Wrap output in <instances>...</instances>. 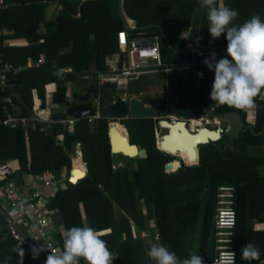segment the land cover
I'll return each instance as SVG.
<instances>
[{
    "label": "trees",
    "instance_id": "trees-1",
    "mask_svg": "<svg viewBox=\"0 0 264 264\" xmlns=\"http://www.w3.org/2000/svg\"><path fill=\"white\" fill-rule=\"evenodd\" d=\"M38 1L43 0H4V6L11 3L22 5L5 8L0 6V31L4 28L14 30L17 36L25 38L28 42L26 46L10 47L13 55L11 61L25 63L29 59L37 61L41 54L46 57L45 64L31 69L35 79L33 86L24 88L23 80L27 73L21 79V82L24 83L23 103L21 104L20 101L18 104L22 107L20 114L26 117L32 116V107L34 106L32 91L37 90L39 96L44 98V87L47 81L54 80L58 83L59 93L54 97L55 103L65 100L64 91L68 87H82L88 83L97 86L93 78L97 72L106 69V56L118 51L116 34L123 28L122 20L120 18L115 20L112 17L108 9L110 7L108 0L87 2L82 6V18L80 19L73 18L69 12L77 15V8L82 0L74 3L69 0H60L66 9L58 17L55 26L49 28L47 33L39 35L37 31L39 24L44 21L47 5L36 4ZM112 1L118 5L117 0ZM168 1L166 4H162V0H125V10L132 19H136L135 17L141 19V17L157 11L155 12L157 16H154L151 24H161L169 43L175 49H185L188 47V43L187 40L181 38V32L187 28L195 6L198 4L193 0H176L177 2L173 4H171V0ZM258 2L262 5L263 0H258ZM167 5L171 8H168ZM177 5L179 8L174 10L173 8H176ZM261 5H250L249 15L246 14V10L245 14L240 11L244 21L253 15H263V18L264 8L259 7ZM94 9L104 10L103 16L96 19L92 12ZM169 9H171L170 15L167 14L169 18H164ZM159 12H163V14L160 15ZM202 12H205L204 16L207 18V9L204 8ZM235 21H241L240 16ZM202 27L206 29V25L202 24ZM141 30L145 31L142 28ZM146 32L153 36H160L164 51L167 43L161 30L152 28ZM93 34L95 36L91 40L90 37ZM6 38L8 36H0V52H4L1 50L4 48ZM224 38L216 39L208 44L210 46H227V41ZM41 39H45V42L35 43ZM66 47H72V50L64 55L59 54ZM170 51L174 53L171 49ZM65 68H72L74 72L64 71L62 75H54L60 69ZM85 71L94 73L84 74L85 77H93L91 81L82 80L81 75ZM45 75H51V77L45 78ZM256 98L258 99L259 95ZM233 109L236 108L222 106L220 112ZM53 116V119H49L56 122L50 123L53 126L49 128L48 133L40 131V128H31L27 133L20 129H0V157L3 160L18 159L26 171L29 169L27 167L29 164L30 171L34 174H41L45 171L58 172L63 167H71L72 152H75L77 143H81L84 149V159L89 165V172L86 178L76 185L68 181L66 188H63L54 197L50 209L52 213H61L67 229L73 226L87 225L98 232L111 230V233L104 234L100 238L107 242L110 251L119 254L113 264H151V260L146 255L148 250L146 240L141 238L137 232L138 230L149 232L151 229L148 221L152 219H155L159 225L164 246L183 259L188 255L186 247L188 241H182L181 238L190 228L194 227L196 230L201 215L200 230L206 246L216 209L217 189L223 184H233L236 187L235 248L238 255L237 264H249L242 260L240 255V250L247 242L259 245L264 254V176L258 170V166L264 165V158L236 154L227 156L224 149L220 147L221 140L200 146L199 165L179 170L175 174H165V166L173 158L157 149L152 127L153 135L150 142L142 144L143 148H147L148 158L142 160L125 157L128 159V163L116 169L111 146L108 145V120L98 121L93 131L88 121L84 119L70 131L57 123V120H60L59 116L66 118V115L55 116L54 114ZM257 120L254 134L264 131V106L260 107ZM123 121L125 120L121 122ZM150 121L153 122V120L140 122L134 120L133 123ZM125 123L127 124V122ZM125 123L124 125H126ZM62 133L65 135V139L61 144L58 142L57 136ZM249 135L252 139L260 138L259 141L264 142V135L256 137L251 132ZM95 137H97V141ZM130 139L133 144H137L133 142L131 136ZM240 141L247 143L248 140L243 137ZM36 152L42 153L44 158L46 156L51 160V164L40 166L32 158ZM177 163L179 166V160ZM194 164H197V161L192 163V165ZM169 172L171 171L169 170ZM127 173H129L130 179L126 178ZM156 174H159V178L167 181L170 190L172 188V199H165L163 195L161 197V184L154 181V178L159 179ZM158 188H160V194L150 192V190L157 191ZM137 189L139 192L136 191ZM143 203L146 205V216L143 211ZM254 218L259 222L253 228L254 222L253 224L250 222ZM132 221L135 226L132 225ZM2 223L5 222L2 220ZM1 227H3V231L6 230L4 224ZM1 239L6 241L0 245L3 264H19V256L15 259L10 257V252L13 251L12 243L8 244L4 235ZM27 258L24 257L23 264H32V261ZM260 262L261 258L252 261L251 264ZM80 264H85L83 258L80 259Z\"/></svg>",
    "mask_w": 264,
    "mask_h": 264
},
{
    "label": "crops",
    "instance_id": "crops-1",
    "mask_svg": "<svg viewBox=\"0 0 264 264\" xmlns=\"http://www.w3.org/2000/svg\"><path fill=\"white\" fill-rule=\"evenodd\" d=\"M54 1H58V2L56 3L53 1H47L48 3H46V2H44V0L36 2V4H46L47 5L45 12H44V21L39 24V30L37 31V33L39 35H43V34L47 33L49 28L55 26V23H56L58 17L66 9V7L63 5V3L60 2V0H54ZM69 1L74 3L75 1H78V0H69ZM82 1L78 5V8H77L78 14L77 15L69 12V14L73 18H78V19L82 18V10H81L82 6H84L87 2H90V1H87L86 3L81 5ZM91 1H99V0H91ZM123 1H124V11L126 13L125 0H123ZM183 1H185V0H183ZM186 1H188V0H186ZM193 1L198 5L195 6V9L193 11V15L191 17V21L188 24L187 28L183 29V31L181 32V38L187 40L188 47H186L185 49H179L178 50V49H175L170 44L172 47L171 48L169 45V41L167 42L165 40L167 43V46H165L166 48L163 51V47H162L163 44H162V42L160 43L161 44V61L165 66H169L171 68V70L165 71V67H152L151 72H148L147 74L141 76L138 80L130 82L127 90L124 91V93L127 94L128 100L131 97H138L139 99H141L146 95V93H148V95H146L147 96V102H144L142 99L141 100L144 103H146L147 105L154 106L155 109L159 112L158 119H152L153 122H151V121L148 122L151 124V127L154 124V122L157 120H160V121L161 120L177 121L176 117L174 118V115L170 111L172 106L180 107V108H189L190 110H192L194 112V113L192 112V114H193L192 118L187 121L188 124L190 125V128L193 125V122H196V123H201L200 126H203L204 128H207L210 130H217L218 128L221 129V132L223 133L222 137L220 140H218L216 142H219L222 140V143H223V141L225 140L224 138L225 137L228 138L226 135H224L225 123L219 121L218 119H214V118L210 117L207 114V111L214 109V114H223L226 112L239 113L241 115L243 121H244V127H243L244 129L242 130L240 136L237 139H229V138L227 139V140H230V142H228L227 147H225V150H227L225 152L226 155L228 156L231 154H235L234 149H238L240 147L247 146V147L251 148L250 151L252 152L251 153L252 156H250V157H252V158H264V142H260L259 141V140H261L260 138H258L257 140L252 139L251 136L249 135L250 132L252 133L253 136L255 135L256 137H260L261 135H264V131L262 133H255L254 134V129L258 123V120H257L258 111L260 110V107L262 108V106H264V90H262V93L259 95V98L255 99V107H253L252 109H248V110L233 109L231 111L220 112V109L222 108V106L214 103L210 99L209 94H210V91L212 88V83H213L215 74H214V71L210 70L208 67H206L205 70L202 69L203 66H201V68H197L196 73L193 74L191 80H185V81H183L182 85L179 86L180 80L182 78L181 74L192 71V69L194 67H199L201 64L204 63V59H206V58H204L205 56H208V58H210V55L208 53H205L206 55H204V56H200L198 54V52H201V51L197 48L194 49L193 46L210 48L212 50L217 49L219 51L218 53H216V54H218L217 56L228 57L227 51H226L227 46H210L208 44L210 42H214L215 39H213L210 36V33L208 31L209 22H208L207 18L204 16L205 12L204 13L202 12V10H204V8H201L199 6L198 0H193ZM117 2H118V0H117ZM167 2H169V1L168 0H162V4H166ZM176 2H177L176 0H171V4L176 3ZM224 3L228 7L235 9L239 12V16H240L241 21H234L233 23L235 25H239V24H242L244 22V18L240 15V11H242L245 14V10H246V14L249 15L250 5H252V6L261 5L258 2V0H224ZM108 4L110 6V7H108V9H109L110 13L112 14V17L115 20H117L119 18L121 19L120 12H119V3H117L118 5H115V2H113L112 0H108ZM9 5L4 6V8L8 7ZM19 5L21 6L22 4H19ZM0 6H1V1H0ZM15 6H17V5H15ZM167 6H168V8H171L169 5H167ZM259 7L264 8V1L262 2V5ZM177 8H179V5H177V7L173 8V9L175 10ZM80 10H81V12H80ZM170 10L171 9H169L165 13L164 18H169ZM92 12L97 19V17L103 16L104 10L94 9V10H92ZM155 12H157V11H155ZM155 12L150 13L148 15H145V17H141V19H139L137 17H135L136 19H132L127 13H126V15H127V17H129V23L134 22V23H136V25L139 28H142L145 31L148 29H152V28H158L161 30V32L163 34L164 33V27L161 24H151L152 20L154 19V16H157ZM168 13H169V15L167 16ZM200 16H201V19H200ZM239 16L237 19H239ZM261 16H263V15H261ZM202 20H204V21L202 22ZM202 24H203V26L206 25V29H204L202 27ZM140 25H142V26H140ZM158 25H161L163 27V31L161 28L157 27ZM122 31H127L131 38L135 37V32L126 30L124 27V24H123ZM119 32H121V31H119ZM119 32H117V34H116L117 40H118V33ZM148 35L153 36V34H151L149 32H148ZM207 35L209 38H207ZM0 36H8V38H6V40L4 41V48L1 50L4 52H0V70L6 69L8 67L13 68V72L9 75V77H10L9 85L11 87H13V89L3 91L2 93H0V115H2L4 113L5 108L7 107L9 112L18 118H28L31 120L34 118H39V119L41 118V121L38 120L36 123L37 128H40V131H45L46 133H48L49 128H51V126H53L52 124H50L46 120L49 118L53 119L54 114H55V116L56 115H66V118H62L59 116L58 119H60V120H68L70 118L77 120V123L75 124V126L78 124V122L86 119L89 123V126L92 128L93 131H94L95 125L98 121L106 119L109 121L108 133H109V128L111 125L120 124L125 129L123 127H120V128H122L123 131L129 135V137L131 136L130 134L132 132L129 131V129L127 128L126 125L121 124L120 120L118 121V120H115L112 118H106L102 114L103 109L113 102L114 95L111 92V90L104 87L105 85H101V83L99 81V79H100L99 76L102 73H106L109 71L110 64L114 65L121 58H124V54H123V52L120 51L119 45H118V51L110 53L106 56V58H105L106 69L104 71L97 72V74H95L94 78L84 76V74H94L93 72L88 73L89 71H85L81 75L82 80H84L85 82H86V80L91 81L92 78L95 79L97 86L95 84L88 83L86 86H82V87H74V88L68 87V88H66V91H64L65 92V98H64L65 100H63L61 103H59V102L55 103L54 97L56 94L59 93L58 92L59 91L58 83L54 80L47 81L46 85L44 87L45 88L44 98L39 96L37 90L32 91L33 99H34V106L32 107V109H33L32 110V116L26 117V116H23L20 114V109L22 107L18 104V102L21 101V104L23 103V90H24V88H26L27 86H33V84H35V79L32 76L33 72L31 71V69L38 68L41 65L45 64L46 57L44 54H41L37 61H33L32 59H29L25 63H15V62L11 61V59H13V55H12V51H11L10 47H12V46H17V47L26 46L28 44L27 40L25 38H20V36H17L15 34L14 30H11L8 28H4L3 30H1ZM94 36H95L94 34L91 35L90 39L92 40ZM224 37H226V34L222 35L220 38H224ZM44 42H45V39H41L35 43L37 44V43H44ZM166 49H168L169 51L171 49L174 52V53H172L170 51L172 54H174L172 56L174 61L167 59ZM71 50H72V47H69V48L66 47V48H63L59 52V54L64 55L66 53H69ZM183 55H186V56H183ZM39 60H42V63L40 65H38V66L35 65L31 68L28 66V65H31L35 62H38ZM180 66H187L188 68L179 70ZM20 67H22L24 69L19 71ZM69 69L71 70V72H69L67 70V68H65L64 71L67 73H73L74 72L72 68H69ZM25 74H26V76L24 77V80H23V82L25 83V87L23 88L24 83L21 82V79ZM27 77H28V79H27ZM50 77H51V75H45V78H50ZM143 80H146V82L142 86H137V84H139ZM184 85L189 90V92L183 91L182 88L184 87ZM88 90H91V92L88 95V99L86 101H84L82 99L86 98L85 96H86ZM179 92H180V95H179ZM80 96L82 98H80ZM185 96H188L187 99L184 98ZM81 104L88 106V107H91V108H94V111H95L94 114H96L97 117L94 118L92 120V122H89V118H90L89 115L85 116L82 119H78V118H75V117H72L69 115L68 112H69L71 107H78ZM243 115H244V117H243ZM129 119H130V121H134V120L139 121V119H141V118H135V117H132L131 115H129L128 118L125 120H129ZM143 120H147V119H143ZM143 120H141V121H143ZM147 121H149V120H147ZM58 125H62L64 127V129L70 130V131H72L73 128L75 127V126L70 127V126L64 125L62 123H58ZM211 126H214V127H211ZM32 127H33V123L30 124V122H29V124L26 126L21 125L17 128H13V127H9V126H0V129H2V128H4V129H20V130H23L25 133H27L30 131V129ZM154 127L155 126H153V128ZM249 127H251V128H249ZM197 128L200 129L199 127H196L195 129H197ZM195 129H193V130H195ZM119 131H121V130H119ZM164 134H166V132L164 130H162L160 127H157V128L155 127L154 137H155V144L156 145H157V137H160ZM243 137L248 140L247 143H243L240 141V139H242ZM57 139H58V142H60L62 144V143H64L65 135L63 133L59 134L57 136ZM108 142H106V143H108V145L111 146L109 134H108ZM216 142H210V143H216ZM146 143H149V142H146ZM210 143H208V144H210ZM78 144H80L82 146L81 143H77L78 148H79ZM208 144H206V145H208ZM81 148H79V150ZM75 149H76V147H75ZM79 150L76 149L77 155H78ZM81 150L84 152V149H81ZM76 151H75V154H76ZM228 151H230L229 154H228ZM242 156H245V155H242ZM247 156H249V155H247ZM78 158H81V157H79V155H78ZM81 159L83 160V162L86 165L87 174H88L89 165L84 159V154H83V157ZM0 161H9L11 163L16 162L17 167H15V168H19V171L22 174L23 173L32 174V172L30 171L31 166L28 164V166H27L29 168L28 171L24 170L21 162L18 159L9 158V159L3 160V158L0 157ZM71 161H72V157H71ZM76 166H78L79 168H82L77 163H75V167ZM71 167L73 169L74 164L72 166V163H71ZM66 168L67 167H63L62 170L66 169ZM258 170H259V173L262 176H264V165L258 166ZM165 171L168 173V171L166 169H165ZM229 185H233V184H229ZM0 187L3 188V186H0ZM236 208H237V197H236ZM144 214L146 216L147 212L146 213L144 212ZM214 215H215V213H214ZM52 217H53L54 222L51 226V229L54 230V232H55V234L53 235L52 238H53V241H55L56 243H59L60 250L62 251L63 250V240H64V236H65V233L67 230V228L65 226V221L63 220L64 218L61 216V213H52ZM255 219L256 218L252 219L251 222L249 221L252 224L254 222L253 228H254V225L259 222V220H257V219L255 220ZM150 221H154L157 224V221L155 219L149 220L148 223H150ZM213 221H214V218H213ZM213 221H212V224H213ZM3 224L6 227V230L3 231V227L0 228V245L6 242L3 239H1L4 235V238L6 240H8V244H9V242L12 243V248H13L14 252L11 250L10 257L12 259H15L19 255L15 250L14 242H13L12 238L10 236H8L9 232H8V227H7L6 223H2V220L0 219V226ZM157 226H158V230L160 233L159 225L157 224ZM263 226H264V223H263ZM211 228H212V226H211ZM210 232H211V229H210ZM6 233H7V235H6ZM101 233H102V235H104L106 233H111V230L102 231ZM199 236H200L202 243H201V250L199 251L198 255L202 256L204 261H206L207 255H208L209 241H208V244L205 246V244L202 240L201 230H200ZM209 238H210V234H209ZM146 243L148 246L147 249H149L151 244H149L147 241H146ZM160 244L164 245V243L162 241L161 233H160ZM257 246L260 250V258H261V262L257 263V264H264L263 251L259 245H257ZM186 257H188V255ZM30 263H31V261H30ZM151 264H153V261H151Z\"/></svg>",
    "mask_w": 264,
    "mask_h": 264
},
{
    "label": "built area",
    "instance_id": "built-area-1",
    "mask_svg": "<svg viewBox=\"0 0 264 264\" xmlns=\"http://www.w3.org/2000/svg\"><path fill=\"white\" fill-rule=\"evenodd\" d=\"M135 37L131 38L127 31L118 33V45L123 52L116 64H110L109 71L99 76L101 85L113 84L119 92L127 90L130 82L138 80L141 76L152 71V67H165V71H170L169 66H165L161 61V38L158 35L149 36L148 32L142 31L136 23H129ZM212 53V52H211ZM211 53H208L211 55ZM204 56V52H198ZM33 63L29 67L40 65ZM187 66H180L179 70L187 69ZM24 68L20 67L19 71ZM13 72L12 67L0 70V93L12 90L9 85V75ZM97 115L90 116L92 122ZM41 118H18L12 115L7 107L0 115V126L17 128L21 125L33 123L34 129L37 128V121ZM49 123L56 122L47 119ZM57 123L74 127L77 120H57ZM31 126V125H30ZM72 169H69L66 177V169L58 172L46 171L42 174L21 173L19 168L11 166L9 161H0V219L8 227V236L14 242L15 250L22 247L25 256L32 261V264H45V260L51 251L60 252L59 243L53 241L54 230L50 204L54 197L72 177ZM216 225V245L215 255L212 261H204L205 264H237L238 255L235 248L236 244V187L234 185L223 184L217 189V202L214 215ZM150 231H141L138 235L149 244L160 243V233L154 221H150ZM39 239V240H36ZM46 244L50 250L39 254L33 259L31 246ZM17 252V251H16ZM0 264H3L0 255ZM155 264V262H153Z\"/></svg>",
    "mask_w": 264,
    "mask_h": 264
},
{
    "label": "clouds",
    "instance_id": "clouds-1",
    "mask_svg": "<svg viewBox=\"0 0 264 264\" xmlns=\"http://www.w3.org/2000/svg\"><path fill=\"white\" fill-rule=\"evenodd\" d=\"M201 8L207 9L208 31L213 39L226 34L227 54L231 57L217 59L212 52L204 63L214 71V80L210 91V99L221 106L248 110L255 107V98L264 90V20L253 15L242 24L233 22L239 12L228 7L224 0H198ZM60 69L54 75H62ZM101 232L90 226H73L66 230L63 250L51 251L45 243L37 247L31 246L33 259L41 252L50 250L45 264H113L119 254L110 251L107 242L100 238ZM39 240V239H36ZM17 253L19 264H23L25 250L19 247ZM146 255L155 264H205L202 256L195 252L181 259L160 243H152ZM241 259L249 262L260 259V250L251 242L240 250ZM11 259V258H9Z\"/></svg>",
    "mask_w": 264,
    "mask_h": 264
},
{
    "label": "water",
    "instance_id": "water-1",
    "mask_svg": "<svg viewBox=\"0 0 264 264\" xmlns=\"http://www.w3.org/2000/svg\"><path fill=\"white\" fill-rule=\"evenodd\" d=\"M0 1H1V6L4 7V0H0ZM87 1H91V0H83L81 5H83ZM44 2L48 3L47 1H44ZM53 2L57 3L58 1H53ZM118 3H119L120 16H121V19H122V22L124 24L125 29L128 31H133V29L131 28V26L129 24V17H127V15L124 11V1L118 0ZM15 5H19V4L11 3L9 6H15ZM80 12H81V10H80ZM157 27L161 28L163 31V27L161 25H158ZM164 38L168 42V39L165 36V34H164ZM169 45H170V43H169ZM170 47H171V45H170ZM193 47L199 49L201 52H204V53H211V52L218 53L219 52L217 49L212 50L210 48H203L200 46H193ZM104 87L111 90V92L114 95L113 102L103 109L102 114L106 118H112V119H115L118 121L119 120L122 121V120L127 119L128 116L131 115L132 117H135V118L158 119L159 112L155 109L154 106L147 105L138 97H131L128 100L127 94L124 92H119L113 84H105ZM90 92H91V90H88V92L85 96L86 98L82 99V100L86 101L88 99V95ZM80 98H82V97L80 96ZM170 111L174 115V117H176L177 121L161 120L159 122L160 128L162 130H164L166 132V134H164L160 137H157L156 147L161 152L169 154L170 156H175L177 159H181V161H183V159L181 157L177 156L178 154H180L179 150L176 151L175 154L167 152L166 150L159 147V140H161L160 144L164 143L166 141V139L172 135V131L174 130V127L177 125L187 126L186 129L189 128V130H190V125L188 124L187 121L190 120L193 116L192 110H190L189 108H180V107L172 106ZM68 113L72 117L82 119L85 116L94 115L95 111H94V108H91V107H88V106L81 104L78 107H71ZM207 114L210 117H212L214 119H218L219 121L225 123L224 135H226L229 139H237L240 136L242 130L244 129L243 128L244 127V121H243V119L239 113L226 112L223 114H214V109H211L210 111H207ZM164 124H167L168 126L164 127L163 126ZM249 128H251V127H249ZM113 129L114 128H112V126H110L109 137H110V144H111V153L113 155V161H114V165H115L116 169L123 166L122 161L119 158L120 155H122L124 157L131 158V159L145 160L148 158L147 148H143L137 144H133L131 142V139H130L128 134L126 135V137H121V139L124 141L125 146L131 152H133V154H123L120 152L119 153L115 152V145L113 142V139H114L113 131L115 132L116 130H113ZM203 130H208L209 133H212L215 135L220 134V137L216 140H214L213 138H210L207 143L199 142L197 145H195V148H194L195 153L192 156L197 160V164L200 162V154H199L200 146L206 145L210 142H216V141L220 140L222 137V132H221L220 128H218L217 130H210V129H202L201 130L198 128L195 130L192 129L190 136L196 137L198 135V131H203ZM179 134H182V132L180 131ZM78 145H79V148H81V145L80 144H78ZM229 152L230 151H228V154H229ZM78 155L81 158L83 157V151L81 149L78 151ZM173 165H174V161L166 164L165 169L167 171H169ZM72 173H74V168L72 170ZM86 176H87V174H86ZM86 176L80 178L77 182H73V178H72L73 175H72V177L69 179V182L73 185H76V184H78L79 181L83 180ZM194 230L195 229L193 227L190 228L189 231L186 233V236H184L181 240L182 241L187 240L192 235ZM138 232L140 233L141 231L138 230ZM215 245H216V225H215V221H213L211 232H210L209 244H208V255H207L208 261H212L214 259Z\"/></svg>",
    "mask_w": 264,
    "mask_h": 264
},
{
    "label": "rangeland",
    "instance_id": "rangeland-1",
    "mask_svg": "<svg viewBox=\"0 0 264 264\" xmlns=\"http://www.w3.org/2000/svg\"><path fill=\"white\" fill-rule=\"evenodd\" d=\"M264 1V0H263ZM159 14L160 15H162L163 14V12H159ZM261 18H262V16L261 15H259ZM160 17H162V16H160ZM262 20H264V17L262 18ZM207 38H209L208 37V35H207ZM225 39V41H227L226 40V37L224 38ZM216 40V39H215ZM166 57H167V59L168 60H173V55L174 54H172L168 49H166ZM206 55V54H205ZM218 55V54H217ZM228 55V54H227ZM222 57H224V56H222ZM222 57H220V56H217V59H219V58H222ZM204 58H208V56H205ZM228 59H231V57L230 56H228L227 57ZM205 60V59H204ZM174 61V60H173ZM177 64V63H176ZM201 66H203L202 67V69H204L205 70V68L206 67H208L205 63H203V64H201L199 67H194L193 69H192V71H190V72H186V73H184V74H181L182 75V78H181V80H180V83H179V86H181L182 85V83H183V81H185V80H191V78H192V76H193V74H195L196 73V70H197V68H201ZM67 70L69 71V72H71V70L69 69V68H67ZM146 82V80H143L142 82H140L139 84H137V86H142L144 83ZM183 89V91L184 92H189V90L185 87V85H184V87L182 88ZM146 95H148V93H146ZM144 96L143 98H141L144 102H147V96ZM179 95H180V92H179ZM187 97L188 96H185L184 98H186L187 99ZM143 119H145V118H141V119H139V121H141V120H143ZM147 120H152V119H147ZM125 122H127V124L125 123ZM134 121H130V120H125V121H123V122H121V124H126L127 125V127H128V129H129V131L130 132H132L133 131V133H131L130 135H131V138H132V140H133V142H135V143H137L139 146H141V147H144V146H142V144H145L146 142H150V139L152 138V135H153V125H152V127H151V124L150 123H145V122H143V123H133ZM205 125V124H204ZM121 127H122V125H120ZM211 127H214V126H211ZM154 129H155V127H154ZM118 130H121V128L119 127L118 128ZM122 131V130H121ZM122 132H124V131H122ZM124 134H126V133H124ZM225 140L223 141V143H221V145H220V147L222 148V149H224L225 150V147H227V145H228V142H230V140H227L228 138H224ZM95 140L97 141V137H95ZM59 144V143H58ZM82 148L81 149H83V146H81ZM76 149H78L79 150V148H78V146L76 145ZM76 149H75V151H76ZM85 149H86V147H85ZM250 149L251 148H249V147H247V146H243V147H240V148H238V149H234V151H235V154L236 155H249V156H252V152L250 151ZM227 150H225V152H226ZM195 153V150L193 149V151L192 152H190L188 155H185V156H179V157H181L182 159H183V161L186 163V164H188V165H192V163H194V162H196L197 160L192 156L193 154ZM37 154H40V156H37ZM71 157H72V166H73V164H74V159L75 160H77L78 159V155H77V151H76V154H75V152H74V154H73V152H72V155H71ZM193 157V158H192ZM32 158H34L35 159V161L36 162H38L39 163V165L41 166V165H47V164H51V160H49L46 156H45V158L43 157V154L42 153H40V152H36V153H34L33 155H32ZM119 158L121 159V161H122V165H124V164H126V163H128L127 161H128V159H126L124 156H122V155H120L119 156ZM82 162H79V161H77V164L79 165V166H81V167H83L85 170H86V168H85V166L83 165V164H81ZM198 164H200V163H198ZM195 165V164H194ZM11 166L12 167H17V163L16 162H13V163H11ZM77 168V167H76ZM178 168H180V166H178V163H177V161H174V165L171 167V169H170V171H171V173H173V174H175L176 173V171L178 170ZM71 169H72V167H71ZM78 169H79V167H78ZM46 172V171H45ZM45 172H43V173H45ZM68 172H69V168H66V177L65 178H67V176H68ZM178 172V171H177ZM168 173H169V171H168ZM166 171H165V174H168ZM32 174H34V173H32ZM42 174V173H41ZM160 174V173H159ZM159 174H156V176L159 178ZM126 178L128 179H130L131 177H130V175H129V173H127V175H126ZM154 181L157 183V184H161V197H162V195L164 196V198L165 199H168V200H170V199H172V194L171 193H173V191H172V188H171V190H170V187H169V185H167V181L165 180V179H162V178H159V179H156V178H154ZM154 182V183H155ZM159 190H160V188H158L157 189V191H153V190H150V192H152V193H157V194H160V192H159ZM136 191H138L139 192V189H137ZM206 200V199H205ZM145 203V202H144ZM143 203V207H144V209H143V211L146 213L147 212V210H146V208H145V204ZM201 215H200V217H199V219H198V226H197V228H196V230L192 233V235L190 236V238H188L186 241H188V245L186 246L187 248H188V256L190 255V253H192V252H195L196 254H198L199 253V251L201 250V243H202V241H201V239H200V236H199V233H200V223H201ZM132 223V225L133 226H135L134 225V221H132L131 222ZM188 232V231H187ZM139 232H137V234H138ZM106 234H108V233H106ZM102 236V235H101ZM126 236V235H125ZM186 236V235H185Z\"/></svg>",
    "mask_w": 264,
    "mask_h": 264
},
{
    "label": "bare ground",
    "instance_id": "bare-ground-1",
    "mask_svg": "<svg viewBox=\"0 0 264 264\" xmlns=\"http://www.w3.org/2000/svg\"><path fill=\"white\" fill-rule=\"evenodd\" d=\"M195 49V48H194ZM193 112V111H192ZM175 118V117H174ZM201 123H196L193 122V125L191 126L190 130L187 128V126L184 125H177L174 127V130L172 131V135L169 138L173 139H166L164 143H161V140H159V147L166 150L167 152H170L172 154H175L176 151H180V154L177 156H185L188 155L190 152L193 151L195 148V145H197L199 142H204L207 143L210 138H213L214 140L218 139L220 137V134H212L209 133L208 130H203V131H198V135L196 137L190 136L192 129H195L196 127H199L201 130L202 129H207L204 128L203 126H200ZM113 130H116L115 132L113 131L114 135V145H115V152H120L123 154H133L126 146L124 141L121 139V137H126L127 134H124L125 132L119 131L117 128L121 127L120 124H113L111 125ZM164 127H167V124L163 125ZM119 131V132H118ZM180 131L182 134H179ZM190 155V154H189ZM77 161L82 162L81 164L84 165L83 160L81 158H78L77 160L74 159V175H73V182H77L80 178L86 176L87 174V168L86 172H84L82 169H78V166L75 167V163ZM73 170V169H72ZM82 174V175H81Z\"/></svg>",
    "mask_w": 264,
    "mask_h": 264
},
{
    "label": "flooded vegetation",
    "instance_id": "flooded-vegetation-1",
    "mask_svg": "<svg viewBox=\"0 0 264 264\" xmlns=\"http://www.w3.org/2000/svg\"><path fill=\"white\" fill-rule=\"evenodd\" d=\"M193 113H194V112H193ZM159 122H160V120L155 121L154 124H153V126H155L156 128H157V127H160V126H159ZM117 129H118V128H117ZM121 130L123 131L122 128H121ZM222 134H223V133H222ZM167 139H168V140H169V139H173V137H172V138H167ZM199 153H200V149H199ZM172 158H173L172 161H175V160L178 161V160H179V162L181 163V164H180V168H178L177 171H179V170L181 171L182 169H186V168H188V167H192V166H197V165H199V164L188 165V164H186L184 161H181V159H177L175 156H172ZM172 161H171V162H172ZM168 163H170V162H168ZM168 163H167V164H168ZM199 163H200V162H199ZM82 168H83V167H82ZM82 168H80V169H82ZM83 169H84V168H83ZM83 169H82V170H83ZM84 170H85V169H84ZM84 170H83V171H84ZM177 171H176V172H177ZM84 172H86V170H85ZM169 173H170V172H169ZM74 174H75V173H74ZM74 174H73V175H74ZM188 231H189V230H188Z\"/></svg>",
    "mask_w": 264,
    "mask_h": 264
},
{
    "label": "snow or ice",
    "instance_id": "snow-or-ice-1",
    "mask_svg": "<svg viewBox=\"0 0 264 264\" xmlns=\"http://www.w3.org/2000/svg\"><path fill=\"white\" fill-rule=\"evenodd\" d=\"M82 175V174H81Z\"/></svg>",
    "mask_w": 264,
    "mask_h": 264
}]
</instances>
